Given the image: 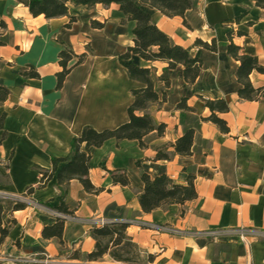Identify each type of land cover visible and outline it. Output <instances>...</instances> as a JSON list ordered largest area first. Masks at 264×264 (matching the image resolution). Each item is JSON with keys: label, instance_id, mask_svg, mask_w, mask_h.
I'll return each instance as SVG.
<instances>
[{"label": "crops", "instance_id": "1", "mask_svg": "<svg viewBox=\"0 0 264 264\" xmlns=\"http://www.w3.org/2000/svg\"><path fill=\"white\" fill-rule=\"evenodd\" d=\"M193 1L195 8L185 18L150 12L174 43L203 61L202 76L190 85L182 66L169 69L164 61L132 58L151 70L160 95L167 94L163 105L152 103L147 109L166 129L162 136L149 133L146 148L135 140L110 139L93 149L89 178L102 190L96 194L75 179L66 187L59 186L56 173L40 186V172L52 171V158L70 155L73 138L85 126L101 131L129 120L132 90L144 85L129 77L119 56L134 45L136 22L126 20L116 3L76 6L75 0H69V14L77 22L67 28L69 16L35 17L16 0H0V22L4 24L0 26V85L11 92L0 105V116L7 114L4 130H0V204L2 226L9 228L0 247V264H28L36 258L52 264H125L109 255L97 261L86 259L96 247L90 230L102 220L130 224L127 234L139 246L142 264H264V238L249 239L246 245L236 236L215 239L210 235L242 229L264 232V98H239V62L227 52V32L242 31L244 35H235L234 43L264 64V9L256 5L257 0ZM92 21L104 27L93 28ZM198 39L209 44L216 39L218 51L196 46ZM64 47L75 54L70 67L79 55L86 54V59L73 67L63 87L57 89L56 75L63 70L59 54ZM32 70L40 78L23 76ZM250 79L255 88L264 87V74L254 71ZM221 98L230 105L229 112L219 114L228 123L229 133L205 120L211 111L204 100ZM182 99L193 111L178 109ZM189 128L195 129L192 154L182 157L174 153L173 144ZM158 150L171 159L157 160ZM118 169L127 171L129 186L114 184L111 172ZM142 172L152 177L166 174L180 184H187L191 174L198 197L184 205L145 213L139 203L144 190ZM31 187L34 191L26 194ZM19 198L27 207L16 211ZM63 198L74 213L65 224L64 243L60 244L42 235L43 228L56 219L35 206H55ZM139 222L188 233H162L141 227ZM149 255L154 257L151 262Z\"/></svg>", "mask_w": 264, "mask_h": 264}, {"label": "trees", "instance_id": "2", "mask_svg": "<svg viewBox=\"0 0 264 264\" xmlns=\"http://www.w3.org/2000/svg\"><path fill=\"white\" fill-rule=\"evenodd\" d=\"M18 3L29 8L30 13L38 17L44 15L47 19L59 18L63 16L70 17V23L67 28L77 22L76 16L69 14V0H16ZM116 3L120 7V11L125 15L126 20L135 21L136 27L133 30L134 45L129 46L123 54L119 56L121 65L127 70L129 77L144 85L142 88L133 89V103L128 108L129 120L114 129L96 130L94 127L87 125L83 128L80 136H76L72 140V151L66 158H52V171H41L40 186H44L47 181L52 179L56 173L58 185L66 187L71 180H78L84 189L89 193H99L101 189L95 187L90 178V162L92 159V150L100 148L106 141L115 139L117 141L135 140L139 142L141 148H146V136L156 131L159 136L164 135L166 125L158 124L155 119L147 112L150 104L163 105L167 101L165 92L160 95L156 90L155 81L151 76V70L148 67L139 66L132 61L137 56L146 61H164L169 64V69H175L178 66L183 67V75L186 83L194 84L203 73V61L194 56L188 49L178 45L162 30L158 28L153 21L150 10L160 11L168 17L180 16L185 18L188 10L195 8L193 0H75L76 6H95L102 4L110 6ZM256 5L264 9V0H257ZM238 17L236 20L239 21ZM125 22V20H124ZM187 25V22H184ZM0 22V26H3ZM93 28L102 29L103 23L92 21ZM235 35L242 36L244 32L231 29L227 32L229 43L227 46L228 54L239 62L236 80L240 87L238 96L243 101H260L264 98V87L255 88L251 82L250 76L254 71L264 74V64L254 55L242 52V48L234 43ZM1 45V42H0ZM196 46L206 50L217 52V40L213 39L212 43L204 42L198 39ZM75 56L74 52L66 47L59 54L60 65L63 70L57 73V89H61L74 66L82 64L86 59V54L78 56L75 65L69 66V62ZM24 77L40 78V75L32 70L30 73H23ZM10 90L0 85V105L4 103L10 96ZM205 106L211 111V115L205 120L210 121L218 126L223 133H229L230 128L226 120L221 118L219 114L230 111V105L226 99H206ZM178 109L193 111L186 104V99L178 104ZM143 112L142 115L139 113ZM7 114L0 116V130H4ZM7 136L5 131L2 140ZM195 129L189 128L184 134L173 144L175 154L182 157H188L192 154V146L194 143ZM83 145L85 148L83 149ZM157 160H169L171 155L162 150H158ZM63 164L61 168H58ZM140 167V161L137 162ZM114 184L129 186L130 179L127 171L118 169L111 172ZM194 176H188L187 184L176 183L166 174H160L152 177L146 172L141 173V180L144 183V190L139 196V203L145 213H151L159 208H164L173 204L184 205L188 201H192L198 197L195 187ZM34 188H28L26 194H31ZM66 194V191H64ZM65 197V196H64ZM48 208L57 210L64 214L73 215L64 198L58 205L52 206L47 204ZM27 207V203L17 200L14 210H22ZM3 206L0 204V247L4 239L9 233L8 227H3L1 214ZM66 218H56L52 225L45 226L42 235L45 239H57L63 244V235ZM130 226L127 222L113 221L103 226H94L90 230L91 237L96 241L95 250L86 255L88 261H97L105 255H109L111 259L125 264H142L141 252L139 246L133 242L128 236L127 230ZM45 260L46 258H38ZM154 257L149 255L147 261H152ZM28 264H44L40 262ZM52 264V263H49Z\"/></svg>", "mask_w": 264, "mask_h": 264}, {"label": "built area", "instance_id": "3", "mask_svg": "<svg viewBox=\"0 0 264 264\" xmlns=\"http://www.w3.org/2000/svg\"><path fill=\"white\" fill-rule=\"evenodd\" d=\"M18 200L24 201L22 198H19ZM37 209L48 213L50 216L56 218H66L67 221L69 219H73L72 216L64 214L62 212H59L57 210L50 209L48 207L42 206V205H36L35 206ZM113 221H107V220H102L99 223V226H103L105 224H108ZM139 225L144 228H150L158 232L162 233H169L172 235H184L188 232L170 227L168 225H160V224H153V223H148V222H139ZM213 236L215 239L222 237V236H236L238 237L244 244L248 245L249 244V239L253 238H264V232H259L257 230L253 229H242V230H235V231H214L210 234ZM31 263H44V264H49L46 259L45 260H39V259H32L30 261Z\"/></svg>", "mask_w": 264, "mask_h": 264}, {"label": "rangeland", "instance_id": "4", "mask_svg": "<svg viewBox=\"0 0 264 264\" xmlns=\"http://www.w3.org/2000/svg\"><path fill=\"white\" fill-rule=\"evenodd\" d=\"M258 239V238H257ZM36 259H38V258H36Z\"/></svg>", "mask_w": 264, "mask_h": 264}]
</instances>
